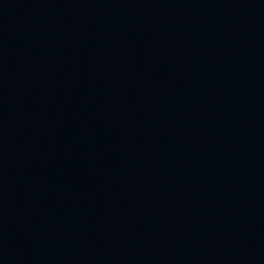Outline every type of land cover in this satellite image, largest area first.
<instances>
[{"label":"water","instance_id":"95a60500","mask_svg":"<svg viewBox=\"0 0 264 264\" xmlns=\"http://www.w3.org/2000/svg\"><path fill=\"white\" fill-rule=\"evenodd\" d=\"M0 264H264V0H0Z\"/></svg>","mask_w":264,"mask_h":264}]
</instances>
